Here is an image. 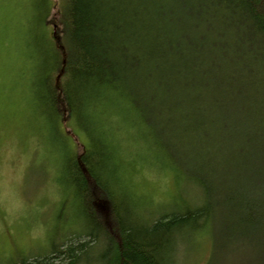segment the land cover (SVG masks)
Listing matches in <instances>:
<instances>
[{
    "label": "trees",
    "instance_id": "obj_1",
    "mask_svg": "<svg viewBox=\"0 0 264 264\" xmlns=\"http://www.w3.org/2000/svg\"><path fill=\"white\" fill-rule=\"evenodd\" d=\"M64 4L53 25L59 50L53 44L42 64L48 119L88 135L93 103L114 96L205 203L140 220L133 194L114 188L104 142L97 158L80 153L66 163L85 239L12 264H90L92 254L102 264H167L182 236L203 232L212 243L207 264H264V0Z\"/></svg>",
    "mask_w": 264,
    "mask_h": 264
},
{
    "label": "rangeland",
    "instance_id": "obj_2",
    "mask_svg": "<svg viewBox=\"0 0 264 264\" xmlns=\"http://www.w3.org/2000/svg\"><path fill=\"white\" fill-rule=\"evenodd\" d=\"M63 5L64 0H0V264L83 241L85 220L66 163L80 153L97 158L104 142L120 152L109 171L116 170L114 188L133 194V209L144 222L200 200L194 184L167 167L126 103L114 96L93 103L91 119H83L88 135L73 121L54 125L48 119L40 94L50 71L42 64L52 53L47 49L59 50L52 25L59 24ZM211 246L207 232L184 235L166 262L207 264ZM87 259L102 264V256Z\"/></svg>",
    "mask_w": 264,
    "mask_h": 264
},
{
    "label": "bare ground",
    "instance_id": "obj_3",
    "mask_svg": "<svg viewBox=\"0 0 264 264\" xmlns=\"http://www.w3.org/2000/svg\"><path fill=\"white\" fill-rule=\"evenodd\" d=\"M63 9V12H64V9H65V4L63 5V7H62ZM50 16H49V14L46 16V21L48 22L49 20H48V18H49ZM50 24V23H49ZM48 24V25H49ZM52 28H53V25H52ZM130 111V110H129ZM131 112V111H130ZM132 113V112H131ZM133 114V113H132ZM133 116L135 117V115L133 114ZM135 119H136V117H135ZM136 122L140 125V123L138 122V120L136 119ZM141 126V125H140ZM143 128V127H142ZM144 129V128H143ZM145 131V130H144ZM152 147L154 148V150H156V151H158L157 150V148L156 147H154L153 145H152ZM118 148V147H117ZM115 149L114 151H113V161H114V159H115V157H119L120 156V152H119V150L118 149ZM111 150H113V147L111 146ZM114 152H117V153H114ZM158 153H159V151H158ZM111 179V178H110ZM112 180V179H111ZM179 180H184V181H186V182H188V183H190L191 185L193 184L191 181H188V180H186V179H184V178H181V179H179ZM121 178H120V181L119 182H117L118 183V185L120 184L121 185ZM123 184V183H122ZM117 185V184H116ZM122 186V185H121ZM194 186L196 187V189L198 190V193L200 192V195H198V198L200 199L196 204H193L192 206H186V208H192V209H199V208H201L203 205H204V203H205V198H204V194H203V192H202V190H201V188L198 186V185H196V184H194ZM123 191V190H122ZM185 210V206L183 207V208H179V209H174V212H182V211H184ZM140 220H142L141 218H140ZM143 221V220H142ZM85 239V238H84ZM83 239V240H84ZM64 243L65 242H63V243H61L62 245H64ZM51 252V251H50ZM49 252V253H50ZM50 255V254H49ZM45 256H48V255H45Z\"/></svg>",
    "mask_w": 264,
    "mask_h": 264
}]
</instances>
